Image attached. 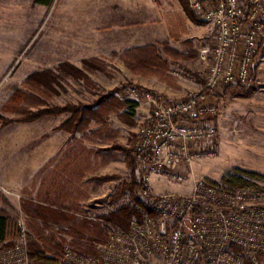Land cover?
Here are the masks:
<instances>
[{"label":"rangeland","instance_id":"374dc122","mask_svg":"<svg viewBox=\"0 0 264 264\" xmlns=\"http://www.w3.org/2000/svg\"><path fill=\"white\" fill-rule=\"evenodd\" d=\"M152 1L157 11L146 13V19L161 26L169 21L183 26L174 7L175 3L183 4L189 15L183 0ZM188 1L194 14V18L189 17L198 24H207ZM133 3L134 0H52L45 5L37 0H0V117L13 119L7 124L0 120V143L5 142V147L11 148H31L32 159H38V149L59 125L62 127L65 115L32 122L17 120L47 107L68 104L89 107L82 109L83 129L79 132L85 130L87 135L86 139L82 136L79 146L97 152V172L92 182L95 197L86 205L91 208L89 214L97 219L109 220L122 207H134L130 190L115 201L111 197L124 183L140 182L144 170V163L134 151V142L148 106L144 102H137L135 107L127 104L131 101L126 99L127 89L141 86L140 81L145 79L167 88L177 87L180 85L177 80H192L196 75L204 90L211 61L210 52L203 59L195 46L212 49L213 34L205 35L196 44L192 41L180 44L185 54H175L168 41L156 44L152 57L147 51L136 60L128 51L139 47L104 49L105 40L130 35V27L139 23V13L127 14L124 10ZM236 86L239 85L217 92L220 113L206 117L205 121L218 127L219 136L206 145L186 181L154 176L147 187L149 193L186 196L197 182L236 188L223 180L228 175L243 176L250 181L249 186L264 189V49L257 58L251 81L240 85L244 88ZM193 91L200 89L189 93ZM248 91L253 93L247 95ZM244 172L256 173L258 177ZM35 180L39 182L38 177ZM0 193L3 205L9 209L5 211L10 214L5 245L18 240L17 226L21 220L29 238L59 251L71 246L78 252L92 254L105 238L99 220L60 212L54 206L46 207L30 199H20L18 203L16 191L11 194L0 187ZM32 194L34 199L45 200L39 188ZM51 198L56 201V196ZM260 262L264 264V253Z\"/></svg>","mask_w":264,"mask_h":264},{"label":"built area","instance_id":"2783aa9c","mask_svg":"<svg viewBox=\"0 0 264 264\" xmlns=\"http://www.w3.org/2000/svg\"><path fill=\"white\" fill-rule=\"evenodd\" d=\"M194 11L215 29L205 89L185 99L130 87L126 99L145 103L134 151L144 163V179L185 182L206 145L219 136L205 121L220 113L215 98L223 87L248 84L264 49V0H190ZM127 228L104 218V240L92 254L64 247L58 264H261L264 253V189L230 188L197 182L189 195L140 192ZM18 240L0 247V264H33L29 235L19 221Z\"/></svg>","mask_w":264,"mask_h":264},{"label":"crops","instance_id":"0c3cea01","mask_svg":"<svg viewBox=\"0 0 264 264\" xmlns=\"http://www.w3.org/2000/svg\"><path fill=\"white\" fill-rule=\"evenodd\" d=\"M155 6L157 7L152 0H134L130 8L126 7L124 10L128 12L127 14H132L130 12L139 13V23L130 27L129 30H132L129 33L130 35L123 34L116 37L115 40H105L103 48H113L114 50L116 49L115 51L133 47L143 49L149 46L154 47L161 41H168L172 45L171 48L175 54H179V52L185 54L180 44L191 41L196 44L199 39H202L205 35L208 36L207 34L210 36L213 34L214 37V27L193 21L186 13L183 4H174V7L179 12L178 17L182 20L183 26L177 27L176 23L172 24L171 21L163 26L154 24L153 20L145 18V14L147 13L148 15L157 11ZM164 11L167 12L166 10ZM120 18H122V15ZM195 48L200 50L199 53L207 49L205 46L198 45ZM152 49H150L149 53L151 57L153 56ZM200 60L202 59L200 58ZM196 77V75L193 76V81L187 80V78H183L185 81L182 79L177 80L180 85L172 88L156 84L153 80L145 79L140 82L141 87L151 91H157L156 89H158L163 95L166 94L165 96L168 98L185 99L189 91L193 89L203 90L202 83H200L201 79ZM63 114L65 118L61 123L62 127L59 125L55 133L50 138H46V142L37 151L38 159H32L31 148H11L5 147V142L0 143V187L8 190L11 194L16 191L19 198L18 203L22 199V201L30 199L41 205H46V207L54 206L60 212L63 211L78 217H86L91 210L86 205H89L95 197V192L94 190L92 191L94 187L92 182L95 180L97 172V152L94 149H90V147L81 148L79 146L81 144L80 141L83 139L82 136L86 139L87 131L79 132L71 124L63 127V123L71 117V113ZM100 168V171H102V167ZM37 177L38 183L35 180ZM38 188L39 191H43L45 200L33 198L32 191ZM90 189L91 191H89ZM53 196H56V201H51ZM7 201L11 202L10 198ZM3 204V199L0 195V214L9 218L10 214L5 211L9 209ZM13 205L15 206L14 203ZM81 207H84V211H82ZM6 241L7 239L0 241V246L3 243L5 245Z\"/></svg>","mask_w":264,"mask_h":264},{"label":"trees","instance_id":"16d2710c","mask_svg":"<svg viewBox=\"0 0 264 264\" xmlns=\"http://www.w3.org/2000/svg\"><path fill=\"white\" fill-rule=\"evenodd\" d=\"M38 3H42L45 5L51 4L52 0H37ZM188 0H183L184 6L187 9V12L191 17L194 18V14L189 8ZM153 48V46H149L147 48L139 49V48H134L131 51H128L129 55L136 60V57H139L141 53L145 52H150V49ZM263 51L261 49L260 53ZM146 54V53H145ZM238 88H244L245 86H236ZM138 88L145 89L141 86ZM148 90V89H146ZM253 91H248L246 92L247 95H251ZM127 104H131V107L137 106L136 102L133 101H128ZM87 109L88 107L86 106H80V105H73V104H68L66 106H55V107H47L45 109L39 110L37 112H31L28 116L21 118L17 121H27V122H32V121H37L43 117L51 116V115H57V114H62V113H71V117L67 119L63 123V127H67L69 124L74 123L75 125V130H82L83 125H82V120H83V112L82 109ZM0 120H5V124L13 121V119H6L3 117H0ZM133 162V167L136 170V164L135 160ZM243 174L248 175L250 177H258L256 173L252 172H244ZM141 180L140 182L134 181L131 183H124L118 188V191L115 195L111 197L112 201H115L116 199L120 198L123 196L126 192V190H130L134 200H135V205L134 207H122L120 210L115 211L112 213V216L109 218V221L115 222L119 225H121L124 228H127L129 226V223L134 215L139 214V211L137 210L136 206L141 205L144 206V202L140 199V192H145L147 190V185L144 179V174H141ZM225 182L237 186V187H245L249 186L251 183L248 179H246L243 176L240 175H228L225 176L223 179ZM9 228H10V221L9 218L5 217L4 215L0 214V241H4L7 239L8 233H9ZM29 249H30V256L33 260V264H58L61 256H62V251L56 250V249H51L50 247L45 246L42 244L38 239L34 240L30 238L29 241ZM64 249V248H63Z\"/></svg>","mask_w":264,"mask_h":264}]
</instances>
